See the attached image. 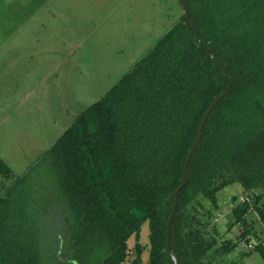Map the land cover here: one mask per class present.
<instances>
[{
	"label": "trees",
	"instance_id": "16d2710c",
	"mask_svg": "<svg viewBox=\"0 0 264 264\" xmlns=\"http://www.w3.org/2000/svg\"><path fill=\"white\" fill-rule=\"evenodd\" d=\"M181 3L187 18L28 170L15 175L0 159V176L11 179L0 181V264H122L145 221L144 264H172L174 193L199 124L229 77L188 162L171 249L177 264H240L224 260L236 244L222 250L212 220L217 192L236 182L245 200L232 209L235 221L245 225L251 207L264 223V0ZM46 199L61 214L52 225L42 218ZM256 250L264 261V249Z\"/></svg>",
	"mask_w": 264,
	"mask_h": 264
},
{
	"label": "rangeland",
	"instance_id": "374dc122",
	"mask_svg": "<svg viewBox=\"0 0 264 264\" xmlns=\"http://www.w3.org/2000/svg\"><path fill=\"white\" fill-rule=\"evenodd\" d=\"M39 1L19 8L26 11ZM4 6L17 7L16 0H0ZM48 9L11 37V25L0 20V159L15 175L28 170L184 13L179 0H55ZM0 181L7 186L11 179ZM241 198L245 192L236 182L216 194L212 223L223 240L220 248L236 244L224 260L264 264L256 250L264 249V223L251 207L245 225L232 216ZM46 201L42 218L52 225L61 214ZM148 233L145 221L128 239L122 264L138 257L147 262Z\"/></svg>",
	"mask_w": 264,
	"mask_h": 264
},
{
	"label": "crops",
	"instance_id": "0c3cea01",
	"mask_svg": "<svg viewBox=\"0 0 264 264\" xmlns=\"http://www.w3.org/2000/svg\"><path fill=\"white\" fill-rule=\"evenodd\" d=\"M55 0H41L39 1L34 7L26 8V6L32 2V0H16L17 7L11 9V7H0V20L5 19V25H11V32L8 33V36L18 31L21 28H24L30 20L40 11H46L47 13L50 12L48 7L52 2ZM19 5H26L24 10V6L19 8ZM18 11V12H17ZM24 11V12H23ZM2 17V19H1ZM1 28H5L3 25H0Z\"/></svg>",
	"mask_w": 264,
	"mask_h": 264
},
{
	"label": "water",
	"instance_id": "95a60500",
	"mask_svg": "<svg viewBox=\"0 0 264 264\" xmlns=\"http://www.w3.org/2000/svg\"><path fill=\"white\" fill-rule=\"evenodd\" d=\"M179 2L181 3V0H179ZM182 5V3H181ZM183 7V10H184V13L186 15V18H187V10L186 8L182 5ZM222 67V66H221ZM223 68V67H222ZM230 79V83L229 85L227 86V88L210 104L209 108L206 110L200 124H199V127H198V131H197V135H196V138L193 142V145H192V148L190 150V152L188 153L186 159H185V162H184V166H183V179H182V182L181 184L178 186V188L175 190V193H174V205H173V209H172V212L168 218V221H167V252L169 253L170 257H171V260H172V264H177V259L175 257V255L173 254L172 252V249H171V223H172V220H173V217L175 215V212H176V209H177V202H178V195H179V192L182 190V188L184 187L186 181H187V166H188V162L190 160V158L192 157L197 145H198V142H199V139H200V136H201V133H202V129H203V126L208 118V115L210 113V111L212 110V108L214 107V105L221 99L223 98L227 92L229 91L230 89V86H231V83H232V78L229 77Z\"/></svg>",
	"mask_w": 264,
	"mask_h": 264
},
{
	"label": "built area",
	"instance_id": "2783aa9c",
	"mask_svg": "<svg viewBox=\"0 0 264 264\" xmlns=\"http://www.w3.org/2000/svg\"><path fill=\"white\" fill-rule=\"evenodd\" d=\"M241 200L243 201V198H241Z\"/></svg>",
	"mask_w": 264,
	"mask_h": 264
}]
</instances>
